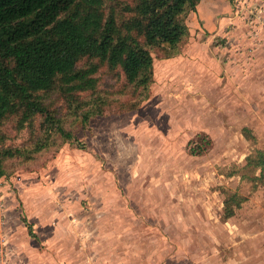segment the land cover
<instances>
[{"label":"rangeland","instance_id":"1","mask_svg":"<svg viewBox=\"0 0 264 264\" xmlns=\"http://www.w3.org/2000/svg\"><path fill=\"white\" fill-rule=\"evenodd\" d=\"M201 4L151 49L147 88L95 61L94 91L46 96L70 139L5 124L7 147L42 149L0 178V264H264V186L243 170L264 151V0Z\"/></svg>","mask_w":264,"mask_h":264},{"label":"trees","instance_id":"2","mask_svg":"<svg viewBox=\"0 0 264 264\" xmlns=\"http://www.w3.org/2000/svg\"><path fill=\"white\" fill-rule=\"evenodd\" d=\"M200 1L0 0V178L8 175L7 162L31 159L42 149L39 142L34 151L7 147V122L17 119L22 129L46 117L48 135L70 139L46 96L60 92L72 104L78 93L94 91L100 69L95 61L120 68L130 84L147 88L153 76L151 49L180 44L189 34L180 17L196 11ZM250 169L261 173L251 177L255 186H264V151L247 158L243 170ZM242 202L236 194L227 197L225 218H232Z\"/></svg>","mask_w":264,"mask_h":264},{"label":"crops","instance_id":"3","mask_svg":"<svg viewBox=\"0 0 264 264\" xmlns=\"http://www.w3.org/2000/svg\"><path fill=\"white\" fill-rule=\"evenodd\" d=\"M203 2V0H201L200 1V4ZM202 5V4H201ZM211 5V4H210ZM203 8H205V10L203 11ZM199 11H201V12H199V14H200V16H201V19L203 20V21H205L206 22V20L208 21V22H210L212 19H213V16L215 15V7L213 8L212 7V5L210 6V7H207V6H205L204 7V4L202 5V9L200 10V8H199ZM234 217V216H233ZM226 220H229V219H226ZM26 224L28 225V229H29V234L31 235V237H33L34 239H36L37 240V235L35 234V232H34V230H33V227H32V225H30V224H28L27 222H26ZM38 241V240H37Z\"/></svg>","mask_w":264,"mask_h":264}]
</instances>
